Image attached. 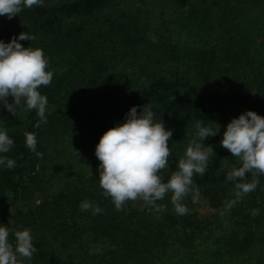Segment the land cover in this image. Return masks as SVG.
Instances as JSON below:
<instances>
[{"label": "trees", "instance_id": "trees-1", "mask_svg": "<svg viewBox=\"0 0 264 264\" xmlns=\"http://www.w3.org/2000/svg\"><path fill=\"white\" fill-rule=\"evenodd\" d=\"M114 1L44 0L11 19L0 16V40L35 36L18 42L42 49L54 73L40 89L48 98L46 123L34 127L35 110L21 105L12 115L0 104V130L14 141L0 155L16 164L0 165V226L10 241L15 231L31 230L37 251L25 264H264V176L225 210L236 191L225 177L239 162L220 168L222 137L210 139L215 156L202 177H193L200 199H185V215L175 212L170 195L157 202L164 212L142 201L117 211L99 186L95 156L102 134L124 123L133 106L138 114L144 105L153 110L174 138L197 121L210 127L246 110L264 117V0H172L188 9L179 26L184 34L152 31ZM247 2L262 6L261 17L247 16ZM25 133H35L42 156L26 147ZM74 151L98 168L69 183L58 170ZM178 161L162 173L165 182ZM82 201L102 213L82 211ZM202 201L210 213L194 210Z\"/></svg>", "mask_w": 264, "mask_h": 264}, {"label": "clouds", "instance_id": "clouds-1", "mask_svg": "<svg viewBox=\"0 0 264 264\" xmlns=\"http://www.w3.org/2000/svg\"><path fill=\"white\" fill-rule=\"evenodd\" d=\"M44 0H0V16L9 19L18 16L24 9L43 6ZM35 36L21 32L8 43L0 40V104L12 115L23 105L27 110H35L39 121L34 127L47 122L48 98L40 89L53 80L49 70V60L40 48L24 47L18 41H33ZM155 113L146 105L138 114L137 107L129 109L125 122L105 131L95 146V156L99 160V186L106 197L113 202L117 211L129 201H142L157 212H164L166 205L158 204L170 195L171 204L178 215L189 212L184 203L191 196L198 203L200 191L194 184L195 175L203 176L208 171L211 158L215 156L213 146H205L202 141L217 135L216 129L202 126L197 121L195 137L187 146L183 158L176 162L174 171L165 182L162 173L169 170L172 156L169 140L172 131L166 130L164 123L154 119ZM35 133H25L26 147L36 152ZM220 145L239 161L225 179L234 183L235 199L225 205L230 210L238 201L254 192L259 185V177L264 176V117L246 110L231 119L223 132ZM14 141L6 130H0V154L11 151ZM37 156H42L36 152ZM0 165L12 169L13 159L0 155ZM248 174L251 180L247 179ZM82 211L93 215L102 209L89 201H82ZM253 216L259 215L254 209ZM10 241L8 227L0 226V264H25L37 249L33 245L30 229L14 232Z\"/></svg>", "mask_w": 264, "mask_h": 264}, {"label": "rangeland", "instance_id": "rangeland-1", "mask_svg": "<svg viewBox=\"0 0 264 264\" xmlns=\"http://www.w3.org/2000/svg\"><path fill=\"white\" fill-rule=\"evenodd\" d=\"M116 6L127 8L125 9L126 14L137 18L138 21H146L150 25L152 31H156L159 33H166V31H168L170 33H175V30H179V32H181L182 34L185 33V30L179 26L181 23H186L185 21H183L181 16H185L188 9L187 7H178L172 0H115L112 7L116 9ZM246 6L247 16H251V18L254 16L261 17V5H252L251 3L247 2ZM258 27L259 26L257 24L256 28ZM152 31L148 32V37L155 41L157 35ZM257 37L258 39H256V42L259 41L260 35H258ZM136 63L137 61L132 63L131 65L136 67ZM119 64H121V62H117V66H119ZM125 73H130V65L126 66ZM237 117L238 116L218 118L212 125H210V127L215 130L217 127L216 124L219 125L217 135L221 138L229 121ZM196 132L197 129L192 130L188 128L181 136L176 138L171 137L170 140L172 141V145L170 146L169 144V147L171 149L172 156H170L169 158L170 162H175L183 156V153H185L187 146L195 137ZM213 137L207 138L206 140L202 141V143L205 146L211 145L210 139ZM180 144L184 146L183 149H181ZM237 162L239 161L235 157H232L227 150L220 152V168ZM97 168V163L93 164L91 158L80 156L76 153V151H74L73 158L68 160L67 168H64V165L62 164L60 166V169L58 170V173L59 175H62L63 178H65V181H69L70 183L75 174H80V177L86 176L90 173H93ZM194 210L199 215H205L212 211V209L205 201L197 204Z\"/></svg>", "mask_w": 264, "mask_h": 264}]
</instances>
